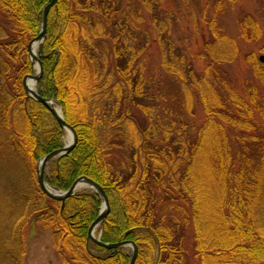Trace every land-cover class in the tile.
<instances>
[{
    "label": "trees",
    "instance_id": "trees-1",
    "mask_svg": "<svg viewBox=\"0 0 264 264\" xmlns=\"http://www.w3.org/2000/svg\"><path fill=\"white\" fill-rule=\"evenodd\" d=\"M49 2L0 0V264H23L32 226L52 230L67 264H129L125 249L88 241L99 194L63 203L38 184L39 161L65 146L53 114L23 86ZM169 2L188 10L192 54L173 36L183 17ZM238 2L59 0L49 14L37 90L60 105L78 143L49 163L46 180L57 191L83 176L102 185L101 241H133L135 264H264V46L259 57L243 53L227 21L235 11L239 37L259 41L264 0L253 12ZM154 41L164 75L143 72ZM239 60L241 85L231 70Z\"/></svg>",
    "mask_w": 264,
    "mask_h": 264
},
{
    "label": "rangeland",
    "instance_id": "rangeland-1",
    "mask_svg": "<svg viewBox=\"0 0 264 264\" xmlns=\"http://www.w3.org/2000/svg\"><path fill=\"white\" fill-rule=\"evenodd\" d=\"M256 2L257 0H239L238 6H241L248 12H253L255 11V8H256ZM166 7L174 11V13L178 14L179 16L183 17L182 21L178 24L177 32L173 33V36H176V38L178 39H182V41L180 42L181 48L183 50H187L188 48V51H187L188 54H192L193 51L195 50H192L191 48H196V45H195L196 42L194 41L196 38L195 36H197V33L196 31L193 30L194 27H193V24L190 18L188 17L187 8L183 5L182 10H180L176 8L175 4L172 2H169ZM235 20H236V12L234 11L232 15L230 14L228 16L227 21L229 23L230 32L233 33L235 37H237L239 45L242 49V52L247 53V52L255 51L257 53V56L259 57L262 54L260 53V49L262 46H264V36L263 38H261L259 41L255 43L245 42L243 39L239 37L237 24ZM187 38H192L193 41L187 43L186 41ZM193 56L195 60V54ZM142 59H143L144 66H145L143 70L145 74H153L156 68L158 67L157 68L158 74L160 72L159 75H162V74L164 75L162 70H160L161 53H160L158 44L155 41L144 53ZM195 63H196V67L198 70H201L204 67L203 63L199 61H196ZM231 70L237 76L238 82L241 85L244 78L248 75L247 65H245V63L242 60H239L238 63L234 67L232 66ZM36 71H37V65H35L34 74L36 73ZM55 106L57 107L58 105H55ZM140 116L142 115L140 114ZM199 118L200 119L202 118L201 113H199ZM64 132H65V144H67L69 140L71 139V137L68 135L67 131H64ZM122 151L123 150L119 148L118 149L115 148L114 150L112 149L109 152H111L112 156L118 158L119 155L122 156ZM86 189L87 188L82 187L78 190L77 193H81L83 192V190H86ZM58 192H66V191H58ZM100 229L101 227L97 229L96 235H98V233L100 234ZM27 239H28L27 248H26V253L24 255L23 264H67V262H65V260L60 255V253L57 252V248L54 243L53 232L51 229H46V228H43L42 226H35V227L32 226L27 232ZM191 242H192V233L190 232L187 235V239H186V246L188 248L189 247L191 248ZM123 249H125L126 252L130 254V259H129V264H130V261L133 255V248L132 246H129V247L127 246ZM90 252L94 254L93 250H90Z\"/></svg>",
    "mask_w": 264,
    "mask_h": 264
},
{
    "label": "water",
    "instance_id": "water-1",
    "mask_svg": "<svg viewBox=\"0 0 264 264\" xmlns=\"http://www.w3.org/2000/svg\"><path fill=\"white\" fill-rule=\"evenodd\" d=\"M59 0H50V2L46 5L44 12H43V22H42V28L39 33V35L31 41V43L28 46V52L31 58V62L33 64V68L35 69V65H37V71L35 74L28 75L24 78L23 81V86L25 89L26 94L28 95L29 98L34 99L35 101H38L39 103L43 104L54 116V118L57 120L59 125L64 131L70 132L71 133V139L69 142L66 144L65 147L55 150L51 152L50 154L44 156L38 163V184L41 189V191L46 194L48 197H50L53 200L63 202L73 196H75L78 192V190L82 187H86L88 189L94 190L97 194H99L103 200V206L101 209V212L98 216V218L93 222L89 229V234H88V241H92L95 244L106 248L108 250H117L120 248H125L132 246L133 248V255L130 261V264H135L138 258V246L133 242V241H121L115 244H105L101 241V233L97 237L96 232L99 227L101 229L103 228V225L110 213V202H109V197L102 185H100L98 182L95 180L83 176L79 179H77L72 187L66 191V192H58L55 189H53L47 182L46 180V170L48 164L57 158L66 156L70 154L77 146L78 143V134L76 132V129L74 126L69 124L64 116L63 112L61 111V114L57 112V108L55 107L56 101L51 99V98H46L41 96L37 92V84L41 82V78L43 76V64L41 61V56L43 55V45L47 36V28H48V20H49V14L52 10V8L57 5ZM36 45V49L34 50ZM36 51V52H35ZM262 61H264V57L261 58ZM29 81H33V87L31 88L29 86Z\"/></svg>",
    "mask_w": 264,
    "mask_h": 264
},
{
    "label": "bare ground",
    "instance_id": "bare-ground-1",
    "mask_svg": "<svg viewBox=\"0 0 264 264\" xmlns=\"http://www.w3.org/2000/svg\"><path fill=\"white\" fill-rule=\"evenodd\" d=\"M35 49H36V45H35L34 50H35ZM35 52H36V51H35ZM28 83H29V86H30L31 88H34V87H33V81H29ZM55 107H56V106H55ZM56 108H57V109H56L57 112H58L59 114H61L60 108H59L58 106H57ZM68 135L71 137V133H70V132H68Z\"/></svg>",
    "mask_w": 264,
    "mask_h": 264
}]
</instances>
